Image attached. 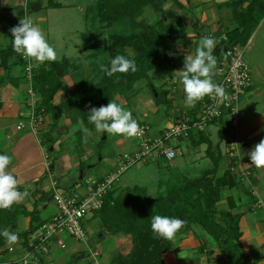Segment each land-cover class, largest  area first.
I'll list each match as a JSON object with an SVG mask.
<instances>
[{
    "label": "rangeland",
    "instance_id": "374dc122",
    "mask_svg": "<svg viewBox=\"0 0 264 264\" xmlns=\"http://www.w3.org/2000/svg\"><path fill=\"white\" fill-rule=\"evenodd\" d=\"M39 1L40 0H3L5 6L0 10V50L6 49L9 46L10 39H8V37L10 35L7 30H9V23L15 14L16 8L19 7V9L22 8L23 10V5L27 3L28 5H31L33 9L29 16L32 18L33 23L45 34L47 42L55 49L57 60L54 62L45 61L44 63H46V66L41 64V66L39 65L38 67L33 60L35 67L37 68L33 71L34 76L31 85L25 80V67L21 64L20 73L23 72L25 79L19 81L20 87L16 86V81L13 78V84L5 86L4 90L0 91V123L7 126L8 132H12L13 126L15 127L19 120L18 109L20 107L18 103L20 104L24 102L25 105L27 103L26 100H24L27 97L26 84L36 88L34 79L37 71H39L37 70L39 67L44 66L46 69L50 70L55 64L61 65V68L56 75L57 77L62 78V84L65 86L67 92L66 95L60 93L56 96L57 101H60L61 103L71 94V96H73L85 93L86 91H94L95 87L103 83L106 84L105 87H108L109 89V91H106V94L105 91L104 94L100 91L99 93L101 95L96 93L95 95L86 97L88 100L84 102L85 105L83 110L85 115L82 117L74 116L78 120L74 121L73 124L69 126L68 135L64 134L67 128L65 127V129H62L60 132L61 136H53V140L57 142L61 141L63 143L62 145H56L53 150V145L49 140L44 143V147L48 150V154L50 155L49 170L51 168L50 165L58 164L55 173L60 178V189L65 190V188L69 186L76 187L77 184L73 185V183L86 185L89 178L101 179L105 177L118 169V159L120 157L132 155L139 149V142L135 140V138L112 134H106L105 136V133H97L94 128L95 126L89 129L90 131H93V133L91 132V138H88L87 143H84L82 139L83 133L78 129L81 127V121L83 118H88L90 115L89 111L91 107L99 108L102 105L106 106L110 100L116 102L126 110H130L134 118L150 124L152 127V137H155L156 134L163 129H169L171 127L170 121L181 120L187 113L197 114V111L206 96L198 101L195 107H186L184 103L186 97L183 85L179 80L174 79V72L171 73V67L177 64L180 65L181 56H179L177 60L172 59L173 61H169V59L165 57L166 60L157 62L155 69L148 73L147 79L143 78L134 83L133 88L130 91H126L123 95L118 94L120 88H115L111 85L112 77H108L105 73L100 71V64L108 65L110 63V50L112 46H115L120 54L126 53L136 60L146 58L147 53L144 51L147 50L143 51L141 45L143 36H146L145 33L147 29L137 27L134 22L147 25L150 30L160 32L161 29L159 28V22L162 19H164L163 22L166 24H170L171 20H173H170V18L167 17V14L164 16L163 14L156 12L153 6L148 5L144 8L140 17L133 19L132 16H129L127 18H122L115 24H111L109 16L105 13L106 8L103 0H54L60 1L64 7L62 9H50L43 6L35 8V10L33 7H39ZM1 2L2 0H0V3ZM47 2L48 1L46 0V5ZM20 3L22 6L19 5ZM158 3L161 5L165 4L163 6L165 9L174 10L176 8L175 6L170 8L172 5V1L170 0H158ZM177 4L178 3H175L176 6H178ZM139 41H141V43ZM15 58L16 61L19 60L18 57H13V59ZM214 71H216V69ZM12 72L15 73L14 69ZM13 73L12 75H14ZM0 74L3 76L4 80L8 76V73L4 75L2 70H0ZM213 77L214 79L217 78L216 73ZM1 84H3V82H1ZM150 84L155 86L159 91H170V96L168 97L172 102V108L169 109V115L165 113V108L167 107L166 102L158 99V96L156 97L155 94H152L151 88L149 87ZM131 93L133 96H131ZM136 93L137 95H135ZM10 106H13L12 109H10ZM76 113L78 114V111H76ZM66 115L67 114L65 113L62 118H68ZM190 117L192 119L195 118L193 115ZM45 121L46 119L42 120L35 133L41 132V126ZM223 126L225 127L224 130H222ZM219 128L220 130H218ZM237 128L231 125L225 115L215 119L214 123H209L203 130L191 128L188 135L186 137H181L178 141L177 149H180L181 153L178 152L177 157L174 160L167 161L163 158H152L131 166L121 174L119 181L114 185V197H119L129 190L136 188L143 190L145 188L147 197L154 198L163 193L165 189L171 185L182 186L184 178L190 180L199 179L206 170L213 168L211 161L206 157L208 144L204 143L197 147L192 144V140L198 139L199 136L203 134L209 135V137L212 138L213 150L216 154L217 150L214 145H216V148L217 146H225L223 147L224 149L222 148L221 150L222 152H225V156L222 154V159L224 158L225 161L220 162L219 172L215 175V179L222 177L227 169L229 161L232 160L228 154L229 149L232 148L230 143L238 140L235 137V139L231 138L227 140V142H224L223 140L225 137L222 138V136L219 137V135L221 131H229L232 133V136H237ZM74 129L77 130L74 131ZM30 130L34 132L32 127H30ZM173 143L177 144L176 142ZM239 146L240 144L238 141L237 148L242 152ZM69 149H72V151L68 153V156L71 158V163H67L65 159V151H69ZM59 158L65 159L62 166L64 172L70 171V165H72L71 170L73 172L66 173L67 175H65V177H62L58 172L59 161L56 159ZM239 162L240 164H236L233 170L235 177L240 180L239 188L237 189L238 196L236 198H238L237 201L239 202H242V199L247 202L251 197L245 195V189L249 190V188H247L248 186L243 180L246 177L248 178L249 171L246 170L242 158ZM37 171L43 172L44 167H38ZM43 177L44 179H47V182L45 183V186H47L51 175L45 171ZM48 187L50 188V184ZM72 187L69 189H74ZM51 188L47 192L48 196L54 201V191ZM251 195L256 196V190L253 189ZM141 198L143 197L141 196ZM245 202H242V206H240V209L244 212L247 211V209H245ZM54 204L56 205L55 201ZM233 206L234 200L231 196L230 190H226V193H224L223 198H221V201L216 207V217H219L218 214L221 211H233ZM52 208L53 206L51 209ZM254 208L256 209L255 213H253L252 209L251 211L249 209L248 212H251L256 216L251 213L252 216H249L248 212L244 213L239 209L234 210V213L242 214L240 229L243 234L245 230H249L252 232V235L256 236L255 223L258 224V221H264V211L259 212L261 209L256 206L255 203ZM257 211L258 213L256 214ZM242 223L243 226L241 227ZM24 225L25 221L17 219L18 230H22ZM262 228H264L263 225ZM85 229L88 234L86 244L79 243L72 237L64 234L62 235V239L66 242L67 248L58 249V247L52 246V251L44 258V263L65 264L73 248L87 250L86 246L88 247L90 245L89 241L91 239H93L94 245H90L91 251H88L90 259L88 260V263L90 264H109L110 257L115 258L118 253L123 256L128 255L134 245L132 234L112 233L106 230L98 214L86 219ZM190 232L201 233V235L207 237L205 232L197 226H194ZM103 234H111L116 238H112V241H105L103 243ZM187 234L189 233L181 231L180 229L173 240L167 241L171 243L174 248L180 243L179 240ZM98 250H100V255L94 257L93 253Z\"/></svg>",
    "mask_w": 264,
    "mask_h": 264
},
{
    "label": "trees",
    "instance_id": "16d2710c",
    "mask_svg": "<svg viewBox=\"0 0 264 264\" xmlns=\"http://www.w3.org/2000/svg\"><path fill=\"white\" fill-rule=\"evenodd\" d=\"M43 1L46 0L39 1L40 6L38 8L42 6ZM47 1L48 8H59V5L55 4L53 0ZM173 1L176 2L177 0ZM242 2L243 0L240 3ZM103 3L106 8L105 13L109 16L111 24H115L122 18L129 16H132L133 19L140 17L144 8L148 5L153 6L156 12L164 16L167 14L163 9V5L158 3V0H103ZM28 9L30 12L33 10L31 5H29ZM263 16L264 2L262 4L258 0H253L244 12L241 11L239 13V27L224 35L228 41L216 43L213 52V55L217 59L216 69L225 60L226 53L230 48L238 45H247V42L259 24V19ZM23 17L24 12L22 8H16L15 18L9 25V29L17 26L20 18ZM163 21L164 19L159 22V28L163 33L161 31L150 30L147 25L134 22L137 27L147 29L146 36H143V41L141 40V48L143 51L147 50L144 51L147 53V56L146 58L136 60L126 53H121V55L135 60L138 71L135 73L129 71L126 74L112 76L111 85L115 88H120L118 94L123 95L126 91H130L133 88L134 83L143 78L147 79L148 73L155 69L157 62H162L165 52L169 51L170 47L168 43L174 36L175 26L171 23L166 24ZM12 39L13 37L11 38V44L6 49L0 50V66L6 71L10 69L9 59L13 56L18 57L17 53L13 50ZM141 41L139 42L141 43ZM110 51V58H114L117 54H120L115 46H112ZM168 59L169 61H173L169 57ZM18 63L25 65L20 58ZM43 64L46 66V63ZM44 66L37 69L39 71L36 73L34 84L36 86L35 89H37L42 98L39 109L43 107L44 113L52 115L54 128L58 126L59 119L65 113L72 122L78 120L74 116H84V102L88 100L86 97L95 95L96 93L101 95L99 93L100 91L103 94L104 91L105 94L107 93L106 91H109L108 87H105L106 84L103 83L95 87L94 91H86L85 93L73 96L71 94L62 103L54 105L53 98L64 87L61 81L62 78L56 75L61 65L55 64L50 70ZM174 70L175 67H171V73ZM212 79L214 81V77ZM149 87L151 88L152 94L156 93L158 99L166 102L167 107L165 108V113L169 115V109L172 108V102L168 97L170 91H159L151 84ZM75 110L78 111L79 115ZM188 114L190 116H196L195 113ZM225 116L228 119V115ZM82 122L83 126L88 129L94 127L93 124L89 123L88 118H83ZM224 129L225 127L223 126L222 130ZM223 132L221 131V134ZM106 134L104 135L106 136ZM50 142L53 144L51 137ZM204 143L208 144L206 157L211 161L213 168L206 170L199 179L190 180L184 178L182 186L171 185L163 193L154 198L147 197L145 188L143 190L140 188L129 190L119 197H114V191L106 195L103 208L96 213L100 217L104 228L112 233L132 234L134 242L130 254L123 256L118 253L113 258L112 264H166L163 254L173 250V246L167 239L154 237L151 230V218L155 215L176 217L186 221L185 226L181 228V231H186V233H191L190 231L194 226L201 228L219 249L222 258L215 261L219 264H255L252 253L245 251L241 242L243 236L240 229L242 214L234 213V210L237 209L235 200L233 199L234 206L232 207V213L230 211H221L218 214L219 217H216V207L221 201V198H223L224 193H226V190L233 191L239 188L240 180L233 174L236 160H230L223 176L215 179V175L219 172V165L223 153L219 147L216 149L217 154L214 152L212 140L206 134L200 135L198 139L192 140V144L195 147ZM247 195L250 196V193H247ZM254 203L256 205L258 200H255ZM252 210L255 213L256 209L254 207H252ZM36 213V210L31 213L32 221L29 228L21 231L18 230L17 219L22 214L26 215L28 213L15 204L10 209H0V232L7 228L17 233L19 235L18 242H22L24 249H28L30 235H35L45 223L39 222ZM5 245V238L0 235V248Z\"/></svg>",
    "mask_w": 264,
    "mask_h": 264
},
{
    "label": "crops",
    "instance_id": "0c3cea01",
    "mask_svg": "<svg viewBox=\"0 0 264 264\" xmlns=\"http://www.w3.org/2000/svg\"><path fill=\"white\" fill-rule=\"evenodd\" d=\"M170 1H172V5L170 8H172V6H175L176 8L174 10L165 8L163 9L166 11L167 17H169L170 20L173 19L170 23L175 26V30L172 40H170L168 43L170 47L169 51L165 52L162 61L166 60V58L168 57L170 59L177 60L179 56H181L180 65L177 64L174 66V79L179 80L176 71L183 69L184 58L186 55H195V49L199 44L200 38L202 36L219 38L220 36H224L227 32L237 29L240 25V18H238L239 13L241 11L244 12V10L247 9V7L253 0H243L242 3H240L242 0H177L176 2L173 0ZM258 1L262 4L264 2V0ZM45 2L46 1H43L41 7L45 6L48 8V2L47 5ZM54 3L59 5V8L56 9H62L64 7V5L60 3V1H54ZM175 3H178V6H176ZM19 5H21V3ZM4 6L5 5L2 0V2L0 3V10ZM34 8H38V6H34ZM237 12L239 13L237 14ZM14 18L15 14L11 18L9 25L12 23ZM7 32L10 35L8 37V39H10V45L12 38L10 29L7 30ZM245 56L247 57L246 60H248L247 62L249 63L252 70V85L246 92V94L242 97L238 106L239 124L236 131L237 136H232L231 132L224 131L222 134L220 133L219 137H225L223 140L224 142H227V140L231 138L235 139V137L239 141V147L242 151L241 158L246 166V170L249 171L248 178H244L243 181H245L246 185L248 186L247 188H249V190L245 189V195L249 196L247 195V193L250 192L249 197L251 198L247 202L242 199V202L246 203L245 209H247V211L244 212L240 209V206H242V202L237 201V189L230 191V193L232 198L236 202L235 204H237L236 208L244 213H247L249 209L251 211L252 207H254L255 200H258V203L261 206V210L259 212L264 211V168L257 169L254 165L251 164L250 158L247 155V153L250 152L254 148V146L260 142L261 139H264V16L259 19L258 26L254 30L249 41L247 42ZM13 57L9 59L10 69L8 71H6L0 66V70H2V73L4 75L8 73V76L5 80L0 74V91L4 90L5 86L13 84V82H11L13 78L17 80L16 86L19 87V81L21 79H25L23 72L20 73L21 64L16 61V58L13 59ZM13 69L15 73L12 72ZM12 73L14 75H12ZM1 82H3V84H1ZM26 88L27 97L24 100H26L27 103L26 105L24 104V102L20 104L18 103L20 107L18 109L19 120L17 121L16 126H13L12 132H8L7 126L0 123V155L7 154L12 157V162L8 166L7 171L11 172L20 181L18 185L19 191H24L26 189L29 192V196H27L22 202L15 204L17 207H20V209H24L28 213L26 215L22 214L18 218L19 220L25 221L24 228L21 231L27 230L29 228L32 221L31 213L33 211H37L36 216L39 219V222L41 223L46 222L57 213V207L54 204L53 199L48 196L47 191L50 190L53 183H57L60 187V178L55 173V169L58 167V164L56 163L54 165H50L51 168L49 170L48 166L50 155L48 154V150H46V148L44 147V143L47 140L50 141V137L53 140L54 135H57L58 137L61 136L60 132L62 131V129H65V127L67 128L64 134H67L69 126L73 124L70 119L63 117L59 119L58 126L54 128V121L52 115L48 113H43V119H46V121L41 126V132H32L30 130V125H26V128L24 130L18 131V123L23 120L27 121L28 114H30L31 111L30 103L34 102L36 106L40 108V104L42 102L41 95L39 94L37 89L33 88V86L31 87L29 84H26ZM31 88L33 91V96L29 95V89ZM60 93H64L65 95L67 94L65 86L53 98L54 105H58L61 103L56 99V96H58ZM135 95H137V93ZM131 96H133L132 93ZM12 107L13 106H10V109H12ZM41 109H43V107ZM171 122L172 121H170V124ZM218 130H220V128ZM91 132L93 133V131ZM47 135H49L50 137H47ZM210 139L212 140V138ZM52 143L53 150L55 149L56 145L60 146L63 144L61 141L57 142L54 140ZM214 146L215 149H217L216 145ZM223 147L225 146L219 147L220 150H222ZM70 151H72V149H69V151H65V159L67 163H71V158L68 156V153H70ZM177 152L181 153L180 149H177ZM222 153L225 156V152ZM65 159H56L57 161H59L58 172L62 177H65V175H67L68 173L73 172L71 170L72 165H70V171L64 172V170L62 169ZM223 161H225L224 158L221 160V162ZM42 166L44 167V171H37L38 167ZM45 171L46 173L48 172L51 175V177H49L50 188L48 187L49 184L45 186V183L47 182V179H44L43 177ZM74 184H77L76 187L71 186L74 189L80 186L83 187L85 185L73 183V185ZM71 187H66L65 190L71 191L72 189H69ZM253 189L256 190V196L251 195ZM52 206L53 208L51 209ZM248 213L249 216H256L251 212ZM257 213L258 211L256 212V214ZM262 225L264 226V221H258V224L255 223V234H257L256 236L252 235L251 231L245 230L244 234L242 233L243 236L241 238L244 250L252 253L255 260V264H264V228H262ZM242 226L243 223L241 227ZM200 235L201 233L198 234L191 232L186 236H183L179 240L180 243L176 247H174L171 252L164 254L163 257L165 263L219 264L215 262L222 258L219 249L208 236L205 237L203 235ZM31 238H34V235H30L29 239ZM112 238L115 239L116 237L111 234H103V243L105 241H112ZM89 244L92 246L94 245L93 239L89 241ZM90 245L88 247L86 246L87 250L73 248L70 255L68 256L69 261L67 260L65 264H90L88 263V260H90ZM52 246L57 247L56 245L51 244L49 246L48 253L45 255H41L42 264H45L44 258L50 254V252L52 251ZM96 252H99L100 255V250ZM0 254L3 260L8 259V261H13L18 264H21V259H23L24 257H27L28 261H32V257L26 255L27 252L26 249L22 247V242H18L13 245L6 244L5 246L0 248ZM110 258L111 259L108 263L112 264L113 258Z\"/></svg>",
    "mask_w": 264,
    "mask_h": 264
},
{
    "label": "built area",
    "instance_id": "2783aa9c",
    "mask_svg": "<svg viewBox=\"0 0 264 264\" xmlns=\"http://www.w3.org/2000/svg\"><path fill=\"white\" fill-rule=\"evenodd\" d=\"M28 4L23 5L24 17L29 16ZM216 41H228L225 36L216 38ZM247 46V45H246ZM246 46H236L230 48L225 56V60L216 69L217 78L214 83L221 85L225 91L224 98H216L206 96L200 108L197 111L195 118H191L187 113L183 119L176 120L171 123L169 129L159 131L155 137H152V127L146 122H137L142 129L135 140L139 142V149L132 155H126L118 159V169L106 175L101 179L89 178L86 185L80 186L71 191L60 189L57 183H53L54 201L57 207V213L47 220L34 235V238L29 240L26 249L32 261H28L27 257L21 259V264H42L41 255H45L49 251L51 244L56 245L59 249H66V242L62 239V235L66 234L79 243H87L88 234L85 229L86 219L93 217L101 211L104 205L106 195L113 191L114 185L119 181L121 174L128 170L131 166L138 162L147 159H165L172 161L177 157V145L181 137H186L191 128L203 130L209 123H212L222 115H228L231 125L238 127V106L242 97L246 94L252 85V71L249 63L246 60ZM18 57L24 62L26 80L32 84L33 71L35 64L33 60H26L20 54ZM31 65V66H30ZM33 96L32 88L29 90ZM31 111L28 114L27 121H20L17 125V130L21 131L30 125L33 131L36 132L43 120L44 109H39L34 102L30 103ZM176 142L177 144H174ZM229 149V157L235 159V164H240L241 152L238 150L234 141ZM256 206L260 208V204ZM99 256V252L93 254ZM0 255V264H18L13 261L3 260Z\"/></svg>",
    "mask_w": 264,
    "mask_h": 264
},
{
    "label": "clouds",
    "instance_id": "9594fccd",
    "mask_svg": "<svg viewBox=\"0 0 264 264\" xmlns=\"http://www.w3.org/2000/svg\"><path fill=\"white\" fill-rule=\"evenodd\" d=\"M10 32L13 37L14 52L26 60H34L37 67L45 61L54 62L57 60L55 49L47 42L45 34L33 23L30 16L20 18L19 24L12 27ZM216 43L215 38L202 36L195 49V55H186L183 69L176 71L183 85L186 107H195L196 103L205 96L225 97L224 88L214 83L212 79L217 66V59L213 55ZM99 67L100 71L108 77L126 74L129 71L132 73L138 71L135 60L121 54L111 58L108 65L100 64ZM89 113L88 121L95 126L97 133L133 138L142 131L137 120L133 118L132 112L111 100L106 106L91 107ZM76 130L74 129V131ZM78 130L83 133L84 143H87L88 138L92 135L91 131L83 126L82 121ZM247 155L251 164L257 169L264 168V139H261ZM11 162L12 157L9 155H0V209H10L14 204L22 202L29 196L26 189L24 191L18 190L20 181L7 171ZM185 224L186 221L176 217L155 215L151 218V230L154 237L167 240H173L176 233ZM0 235L5 238L7 245L16 244L19 241V235L7 228L0 232Z\"/></svg>",
    "mask_w": 264,
    "mask_h": 264
},
{
    "label": "water",
    "instance_id": "95a60500",
    "mask_svg": "<svg viewBox=\"0 0 264 264\" xmlns=\"http://www.w3.org/2000/svg\"><path fill=\"white\" fill-rule=\"evenodd\" d=\"M155 96L157 97L158 95L155 93Z\"/></svg>",
    "mask_w": 264,
    "mask_h": 264
}]
</instances>
